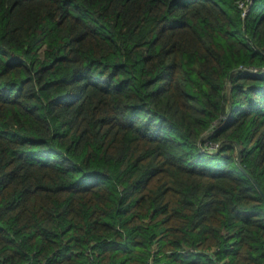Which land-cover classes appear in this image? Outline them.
Listing matches in <instances>:
<instances>
[{
    "label": "trees",
    "instance_id": "trees-1",
    "mask_svg": "<svg viewBox=\"0 0 264 264\" xmlns=\"http://www.w3.org/2000/svg\"><path fill=\"white\" fill-rule=\"evenodd\" d=\"M0 264H264V0H0Z\"/></svg>",
    "mask_w": 264,
    "mask_h": 264
},
{
    "label": "rangeland",
    "instance_id": "rangeland-1",
    "mask_svg": "<svg viewBox=\"0 0 264 264\" xmlns=\"http://www.w3.org/2000/svg\"><path fill=\"white\" fill-rule=\"evenodd\" d=\"M251 3H252V1H251ZM249 5L250 4H248L247 8L245 7L247 11H248V9H250ZM209 148H210V146H209Z\"/></svg>",
    "mask_w": 264,
    "mask_h": 264
}]
</instances>
